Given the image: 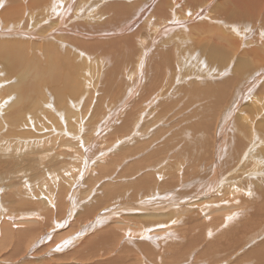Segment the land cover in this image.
Wrapping results in <instances>:
<instances>
[{
    "label": "rangeland",
    "instance_id": "1",
    "mask_svg": "<svg viewBox=\"0 0 264 264\" xmlns=\"http://www.w3.org/2000/svg\"><path fill=\"white\" fill-rule=\"evenodd\" d=\"M29 1L31 0H18L15 2L10 1L8 4H6L5 2L0 6V30H6V29L10 30L9 32L6 33L3 32L4 34L0 36V38L2 37L0 41L1 40L13 41L12 37H10L9 35L10 33H15L13 28L15 30L24 29L26 37L21 38L20 42L25 41L28 44H30L31 42L37 43V44L33 43L34 46L31 43L28 48L25 47L27 51L26 50L23 51V53L28 55L29 58L27 68L32 70L30 68L34 60V58H32L33 54L30 52L32 46L34 47L33 53L36 50L38 51L39 61L43 62L45 59L48 62L45 69L40 72L38 77L31 80V86L34 89H31L29 79L26 80L21 85L17 86L18 90L21 88V90L26 95L30 97H36L37 105L39 107L34 109L36 110L40 109V112H42L40 113L39 110L36 111L32 109L33 111H31L30 113L35 117V120H33L28 115L29 110L27 108L26 112L24 113L23 119H21V123L22 122L23 123L20 126L19 132L7 127V122L4 116L5 112H7L9 107L8 102L14 101L15 97H13L14 95L13 94L11 95V93L7 94L6 91H1L3 87H5V85L9 86L10 84H14L16 78L18 77L17 75L11 76V74L8 73L7 68L3 66L2 63L0 62V87H2L3 85V87L0 88V95L2 96L0 100L6 101L7 96L9 95L11 98L9 101L7 100L8 102L6 101L2 105V107L0 106L1 107L0 129H3L0 130V142H1L0 143V261L1 262L4 261L5 263L7 262L13 263V264H19V263L62 264V262L63 263L67 262L68 264H70V261L76 260V257L79 256L81 250V252L83 251L85 255H87V258L84 260L87 263L89 261L90 263L88 264H93L95 260H99L101 262V261H105L107 258L112 259L113 257L116 256H119L122 259V261L124 260L123 262L125 264H129L132 261L133 264H135L136 262L137 264H216V263L217 264H260L259 262L264 264V258H263L264 255L261 258L258 255V260L260 261H257V259H255L257 256L254 257L250 256L251 251L258 250V248H262L264 250V210L260 211L259 213L256 212L257 214L254 215L255 209L257 207L256 204L258 203L262 205L264 204V191L262 189L264 187L263 184L264 160L261 161V166H262L261 169L256 168L255 169L256 172L253 168L255 164H257L255 163L256 161L255 162L249 161L250 165L248 166L249 163L243 160L246 157L245 156L243 158L244 154H247L251 149L254 148L256 149V146L261 145V149L259 150L260 152L264 147V140H263L264 132L263 131L260 132L257 127L256 129H254V127L256 126L255 125L256 122H264V110H263L264 94H262L261 97L259 98L261 101L260 104L263 106V108L257 114L253 115L255 113V110H252V108H250V106H248V103L245 101V103H247L245 104V107L243 108H241V106L238 107L240 111L239 113H237L238 109L237 110L235 109L236 111L235 112L233 108L232 112L235 114L232 113L229 121L226 122L229 128H227L226 134L224 135V141L228 140L227 136L230 135L231 132L230 130L232 125L234 126V123H236L235 125L237 126L238 125L237 122L241 120L240 118H242L240 116H243L244 113L247 117L254 119L253 121L255 122L253 126V130L251 131L252 132L251 135L253 134L252 136L247 134L248 131L244 127L237 126V127H242L244 129V132L245 130L247 131L245 132L246 135L244 134V136L246 137L244 141L246 142L245 145L242 147V151L244 153L243 155H241V159L239 158L240 160L239 159L236 160L233 165H231L232 164L231 162L229 166H224L226 164H222V158H220L219 156L220 149L222 146L220 147V149H217L218 145L216 148L213 146L216 145L215 141L216 140L218 141L217 132L219 131L218 130L219 127L221 126L223 128L224 125H226L225 122L223 124L222 119L224 118L226 111L227 113H229L228 109L231 107V103L228 100H225L223 104L217 105V103L215 102V98L213 96H208V98L202 102H195L193 105L191 106L189 105V107L186 108L187 110L184 109L180 110L181 106L183 107L182 102L185 103V100L184 99L180 100L179 96L181 95V97L183 98V95L187 94L186 92L187 91L189 92V90H191L192 83L195 85L196 83L201 84V86L203 85V87H205L207 84L208 86H215V84L216 86H218L217 82L218 83L221 82L220 78L223 81L225 80L224 82L228 81L227 77L224 78L225 75L222 74L221 76L220 74L222 72L221 70L224 69V67L226 68L228 67L230 68V70L234 68V65H232L231 67L230 64L224 65L223 67H218L219 70L216 69V67H214L216 71L214 73L211 72L210 75L208 74L209 76H211L212 79L208 78V76L205 75L207 71L202 73L201 72L195 73L197 76H195L194 73L190 74L191 70L198 63L199 64L204 63L203 59L206 60L207 56L206 53L203 52V56H201L200 57L201 59L197 62V60L193 58V55L190 54L191 49L189 48L188 50V47L194 44L198 39L203 41L204 44H207L206 42H204V41H208V39H206L209 34L207 32L208 30L207 28L208 27L213 28L214 26L219 29V21H220L217 20V17L213 18L214 13L211 11L209 12V14H205L204 17H201L202 19L200 18L202 21H200L199 18L197 19V17L195 18V16L196 15L198 16L200 13H202L201 11L202 7H205L206 9L208 8L211 9L217 3L222 1L214 0L211 3L210 2L202 3L198 6V8L185 12L184 19L190 22H187L188 25L187 27H184L185 29L181 28L182 30L184 29L183 34L187 39L184 42H180L182 40L181 38L182 30H180L178 27L173 28L170 32H167L165 34H160V33L165 26L169 25L170 21L176 18L177 16L176 9L177 7H179L180 3H184L187 0H168V5L164 8V14L160 10H154L155 7H159L160 2L162 0H151L149 2V6H151L150 7L151 9L149 11L152 12L146 11L145 15L141 19L142 23L140 22L135 23L136 17L138 16L139 13H141L139 11L135 12L136 5L137 4L140 5L141 3L146 2L148 0H70L71 2H66V4L68 5L70 3L71 8L68 9L66 7L64 9V12L67 11L66 12L67 14L65 13L64 17H62L63 15L60 16V12L57 13L56 16L54 14H51L46 10L44 4L32 5L29 3ZM56 1L64 3L66 0H64V2L61 0H56ZM17 2L21 4L20 8L10 14H6L5 16L7 17L4 16L2 21L1 10L3 9V7L7 5V7L15 9ZM220 5L221 7L217 11L218 13L220 12L222 13V10L225 9L226 7L227 9H229L228 6H230L229 3L226 4L225 2L223 3V5L225 6H223L222 3H220L219 6ZM32 7H36L37 9L33 13L35 14L33 16L35 22L32 21L34 22V25L32 23L29 24L28 26L27 25L15 26V25H9L7 23L8 17L9 16L11 17L12 14H16L18 11L19 13L22 11V19L27 18L29 13L28 11ZM234 10H235L234 7H232L230 12L234 13ZM218 13L216 14L220 16ZM61 17L63 18V21ZM56 19L58 21H55ZM151 21L154 23L150 24ZM61 23L62 26L65 25L68 28L66 29L65 26L62 27ZM261 23L262 22L260 21V23H258L257 25L250 24V26L251 25L252 26L247 31L245 30L244 27H242L240 30L227 31L226 34L231 35L234 39H240L241 41L244 40L245 38L244 48H248L249 50L254 47V42H253L254 37L248 36V34L252 30L253 31L257 30L255 26H260ZM198 24L200 25L204 24L205 29L202 28L200 25L198 26ZM32 26H34V28ZM58 26H61V29H57V31H55V29ZM194 26L195 28H193ZM191 27L193 28V30H190L192 29ZM196 27L198 28L200 27L201 30H197ZM202 29L206 30L207 33L204 31L201 32ZM63 33H65V35ZM41 35H45V38H49V39L40 40L38 37ZM72 39H76V41L75 40L73 41ZM216 39H217V34L211 35V37L209 38V43H212ZM58 40H60L61 44H58ZM248 40L250 41L249 43H247V46H245L246 41ZM77 41L79 42V45L84 46V49H81V47L80 48L75 47V46H79ZM104 41H110V42L108 44L103 45L102 42ZM219 41L221 42V40ZM48 43L52 44L53 46L49 45ZM54 46H58L59 48L62 47V49H60L59 52L64 51L63 53H65V51L69 49L70 53L68 54V57L69 55H75V57L71 59L73 60L75 59L74 62L76 64L73 65L65 74L67 75L66 78L68 79L66 81V84L62 76L66 72L67 58L55 56L54 58L50 59V57L46 55V52H44L45 47H47V49H51V47L53 48ZM35 48L37 49L35 50ZM173 49L175 51H173ZM230 49L235 50V52L233 53V56L235 58H237L238 55L241 54L240 52H237V47L234 40H231L230 42ZM175 52L177 53L175 54ZM195 62H197L196 65H194ZM52 63H57L58 66L60 63L62 67L60 74L59 71L57 70L58 68L52 70V71H56L59 74L58 76L60 78L58 83L54 85L51 82H49V78H54L50 74L52 71L49 73L50 65ZM211 63H212L211 61L206 62L208 68L212 66ZM215 64L223 65L224 61L222 59H217ZM192 65L193 67L191 69ZM196 69L197 68H195V71ZM200 73L203 75H201ZM256 73L257 71H254L244 79L250 80L256 75ZM216 77L218 80L215 79ZM202 78L205 79L203 80ZM169 79H171L170 80L171 89L167 90V83ZM262 83H264V78L260 81L261 86ZM73 87L76 88L78 91L80 90L83 93L80 94V91L77 93L78 95L71 93L70 88ZM57 88L60 89L59 92L57 91ZM170 90L173 91L169 93ZM253 92L255 93V95L261 94V91H259V85L257 87V90L254 91L253 88L250 94L251 95L254 94ZM69 96L70 98L68 99ZM83 99L85 101H83ZM88 104H89V109H88ZM211 104L213 105L214 109L212 110L214 112L209 110L208 112H210V114L212 112V114L210 115L207 112V110ZM243 105L244 102L242 103V106ZM83 107H86L84 108L85 110H82ZM196 111L205 114L206 118L205 120L203 119V121L204 122L206 121L205 122L206 124L211 123L210 133H208V135L201 133L197 135V138L196 136L194 138H191V136H189L190 138L188 137L187 139H185V137L183 136L180 137L181 139L171 138L172 132H177L179 130H182L183 127L182 123L184 122H181V120L185 119L186 117H190L192 113ZM128 112H131V118L128 121H126L125 115ZM44 114H46L47 116ZM67 114L69 115V117H67ZM207 114L210 115L211 119L208 117ZM44 116L47 118L45 119ZM63 116L66 118L65 121L63 119L64 118ZM106 119H109L112 122L111 121L108 122V120ZM251 119L249 120V124ZM96 121H98L99 123H95ZM196 121L198 122L199 120L190 119L187 121L188 123L186 124H192L193 122V124H198L199 126L200 122L204 123L202 120H200L198 123H196ZM97 124L100 126H98ZM9 129L12 131H10ZM198 130H202V129L199 128ZM93 132L95 134H93ZM254 132L259 133L260 135L261 139L258 140V142H257V138L254 136ZM235 135L237 134H233L232 136ZM240 136L242 135H239L238 137ZM88 137L90 139H88ZM182 138L183 141L187 144V146L189 145L188 147L187 146L184 147V149L178 147V146L183 147L184 143L182 141ZM206 145L208 146V148ZM211 148H213V150ZM197 149L198 151H196ZM159 150H161V154L159 153ZM155 154L156 156L158 155L159 157L157 158ZM197 155L200 158H198ZM212 155L215 157H213ZM1 156L4 157L2 158ZM208 158L210 160L212 159V161H208ZM160 159L162 161H160ZM165 161H167V163ZM215 161L218 163L219 166L218 171L220 172V174L225 173V175H227L226 179L229 180L226 183H222L223 185L217 187L220 188L221 190L216 188V191L220 190L219 193H216L217 196L215 195L216 198L218 199L217 201L216 200L213 201L214 203H210L212 201H208L209 196L211 197L214 194L213 193L214 189L210 191V189L207 188L205 190V188L200 187V185L203 183L202 181H207V179L211 175L210 173H212L213 168L211 170H208V168H210V166L212 167ZM243 161L245 162V165ZM108 162L110 163L107 164ZM172 162L173 165H175L173 166L174 170L171 171L172 170L171 169L170 171L168 170L164 171L166 169L167 164ZM174 163H176L178 166ZM104 165L108 166L107 170H110V172L106 173L107 170L103 169ZM148 167L149 169H146ZM234 167L236 170L234 169ZM244 167H246L245 169L248 172L245 171ZM249 167L252 169H249ZM140 168L141 170H139ZM160 171H162L163 173ZM167 172H170V174L168 173V177H167ZM119 173H122L125 176L119 178L121 181L120 180L116 181L114 177H116L117 174ZM173 173L176 174L174 175ZM145 174H153L156 180L154 181V183L156 182L155 187L157 188L161 187L163 183L164 186L162 187H165L164 191H166L165 189L168 190L175 189V187L172 185L176 186L181 184L179 186V189L183 193L180 191L179 194L182 195L184 199H192L197 194L200 197L203 195L202 196L203 199L198 197L195 200L194 204L193 203L186 204L185 200L182 199L183 201L181 200L180 202H178L179 204L176 203L177 206L179 205L178 207H174V209H172L173 207L171 206L172 207L171 210H176L175 208H181V205L187 206L184 208L191 210V215L190 212L184 214L183 216H178V214H173V218H172L173 222L170 225L158 226V230L159 229L161 230L154 231V233L155 232L163 233L164 232L163 228L169 226H172L173 230H176L177 228L179 232L178 233L179 237L177 236L178 238H176L177 241H174V243H171L170 241H166V242L162 241L161 244L159 245L157 243L160 241V238L154 239V241L156 242H151V240H153L151 238V240L149 239L148 242V240H146L147 238H141L136 235L134 236L135 238L133 237V235H131V237H128L130 236L129 233L127 234L123 233V231L120 228L118 230L116 227L114 234L112 232V228L109 226L111 225L121 226V223L120 224L115 222L113 223V220H111L109 223L105 222L108 224L101 226V228H94L90 230L91 233L89 235L91 236L93 235L92 237L90 236L91 239L90 237H88L89 235L88 236L85 235L88 238L86 239V241H84V243H86L87 240L90 239L89 248L86 247L85 244L81 243L83 242V240H85L84 239L85 237H83L82 239L79 240L80 243L78 241L76 244L72 245L71 247L63 249L62 247L63 243H65L70 238H73L75 234L78 233V231H83L84 226L90 220H96L100 218L99 214L104 209L113 206V203L108 200L109 198L106 200L105 196L103 195V193L105 192L106 194V191H109V189L116 190L119 187H122L124 185L123 183H128L127 194H126L127 190L125 191V189L120 188V190H123L124 192L123 194L126 199L124 198L123 201H118V202L116 201V203L126 204V202H131V203L141 204L140 202H138V196H139V200L142 197H144L143 191L144 192L146 191L144 190L146 186L141 185L139 183L137 185H133L135 183L134 182L135 179L133 178H136L137 179L136 181H138L142 177V175ZM169 175H171V177ZM253 175L255 176V178ZM183 176L187 177V179L182 178ZM221 176L220 175L218 176V179L220 178L219 181L222 180ZM239 177L241 178L239 179ZM184 179L188 182V184L190 183V185H188ZM237 179L238 181H240L238 184L236 181ZM251 180H254V182ZM234 182H236V184ZM118 183L123 185L118 186ZM165 183H167L166 186ZM242 183H244L245 186ZM106 184H109V186L112 187V189L110 187L109 189L105 188ZM197 184L198 187H196ZM240 184L243 185L242 189L244 190L242 189L240 190L241 191L240 195L242 196L240 195L239 196L244 197L243 199L247 200L248 202H251L253 199H256L255 201L256 204L253 203L252 205H250L251 203H249L248 207L251 206L253 209H251V207H249V209H246L247 207L243 208L246 209L245 211L247 213L244 212L245 215L242 213L243 217H240L239 215L240 219L241 218L242 219L241 220L237 219L236 220L237 222H235L237 224L235 225L231 224L232 226H228L226 229H224L225 227L219 228L218 226L222 224V221L224 220L223 218H226L225 216H228L226 212L235 213L236 212L235 210L239 211V209L241 208L240 207L238 209L232 210L231 208H236V206L230 204L229 206L227 205L228 211L225 212L226 203L222 204L220 202L223 201V197H224V194L222 193L224 192L231 195L232 194L231 192L235 191V188H238L236 187V185H240ZM248 184L250 187L248 186ZM183 186L185 188H183ZM247 186L248 188L251 189H248ZM253 186L256 192L253 190L252 188ZM65 188L67 194L69 193L67 195L68 202L64 203L65 205L66 204L68 205V211L64 213L63 210L61 209L63 214L61 213L60 215L57 210L56 202L58 203L59 201L61 202V199L64 196L63 189L65 190ZM193 188L196 189L193 190ZM188 189L189 190L191 189V191L189 192ZM120 190L119 192H121ZM186 190L188 191L187 192L188 194L185 192ZM197 190H199V192ZM59 191L62 192V194H60ZM73 191L75 193L73 194V198L71 199L69 198V196ZM85 191L87 194L85 193ZM201 192L202 195L199 194ZM243 192L246 193L244 194ZM208 193L211 194L213 193V194L211 195ZM257 193H260L259 196H257L258 195ZM116 194L119 193L117 192ZM204 194L206 195V197H204ZM247 194L248 197L246 196ZM131 196H134V198H131ZM164 197L148 203H142L144 205L149 203L159 204L160 205L159 208H156L155 210L146 209L142 211H135L134 213H129L126 216L130 215L129 216L131 217L130 219H133L136 216H149V214H151V216H158L159 214H172L173 211H169L170 209H168L169 207L166 206ZM174 198H176V196ZM258 198H260L261 200L259 199L260 201H258ZM72 200L73 201L75 200L74 201L75 205H77V203L80 205V206L77 205L79 209L85 208L86 206L91 208V206L93 205V209L92 208L91 209L94 215L86 216L87 211H85V209H82L78 213L76 212V214H74L73 217H71L69 221L66 222L67 221L66 218L68 219V212L72 205ZM204 200L206 203L204 202ZM13 201H15L16 204H14ZM24 201H29L31 202V204L28 205L27 207L25 206L17 207L19 203ZM10 203H12V205ZM187 203H189V201ZM37 204L40 205L41 207L46 206L48 208L47 209L45 207L47 211L46 214L43 215L44 218H42L43 212L42 213L40 212L41 215L36 214V216L34 215L29 216V218H33L31 219L32 221L31 220L20 221L22 220L23 216L20 215L19 211L25 210L26 208L30 209L31 207H35ZM209 204L213 206L212 207L210 205L212 210L213 209L220 210L219 212L221 214L217 211V215H216V217L217 216L220 217L221 219L220 222L217 223L218 220H214L216 219L213 218L215 214L212 210L210 211L208 209L210 208ZM3 205H7V206L3 207ZM253 205H255V207H253ZM16 209H19L18 212L11 211V210L17 211ZM206 209H208V211ZM34 210L36 209L34 208ZM42 210L45 209L43 208ZM32 211L33 210L31 209V212ZM39 211H41V209H39ZM222 212L225 213L223 214ZM222 214H223V218H221ZM122 216H125V214H123ZM210 216L212 217L211 219ZM186 217H188V219H186L187 222H184V220L181 221V219H185ZM191 217H194V219ZM190 218L192 219L193 222H196L195 223L196 231H199V227L202 221L205 223L208 222V224H212V229H209L211 230L212 234L208 235L207 232L202 233L200 236L201 243L195 246L191 245L190 243L189 248L192 247L191 248L192 250H189L187 248L186 250L185 247L188 246L187 244L189 243L187 242L188 237L186 239H184V237L189 236L188 228L193 225V222L190 223L191 222L189 220ZM176 219H179L178 220L179 222ZM161 220H165V218H162ZM57 221H59L58 224ZM126 221L123 224V226L128 225L130 229L138 230L139 228L142 227L141 225L140 226L134 225V221L131 224ZM5 222L8 224L10 228L6 230V234L3 232L2 229L3 224ZM151 222H155V221H151ZM238 222H240L242 226H240L239 225L240 223L238 224ZM99 223H104V222L100 221ZM20 224H23L24 227H20ZM243 224L244 225L246 224L245 226L247 227H249V225L251 224H253V226H255L256 224L258 227L257 226L252 227L253 229L251 228L250 230L249 228L245 227ZM31 225L36 227L34 228L35 232L34 229L32 228V232L30 231L28 233L31 235L22 236V234L25 233L26 230L28 229L27 227L28 226L30 227ZM54 225L56 226V228H58L59 226L60 228L55 230L56 228ZM236 225L239 228H237ZM107 226L109 227L108 230H106ZM234 227L236 228V230L239 229L235 233L237 236H234L235 235L234 232L236 231L234 229L235 231L233 232L232 228ZM152 228L157 229L156 227H152ZM228 228L231 229V231ZM186 229H187V233H184ZM221 231L224 233H222ZM242 231H244L243 232L244 234L241 233ZM101 232H103V234ZM238 232L240 233V235L237 234ZM227 233L231 236H234L233 240L235 241V243L229 241L232 239V237L227 235ZM2 234H5V238H3ZM219 234L220 236L222 235L221 238L226 241H222V239L218 236ZM223 234H226L227 238L229 237L231 239L228 238L229 240H227L226 238H224ZM41 235H43V237H40ZM206 235H208L207 238ZM94 236H98L100 238L101 242L99 244L93 241ZM202 236L205 237L204 239L206 241L202 239L203 238ZM19 237H23L26 239L17 242L19 241ZM137 237L138 239L140 238L144 240L142 241V243H144L143 245L142 243L140 244L138 242L139 240L137 239ZM180 237H183V239L181 240ZM210 238L211 241L217 243L218 246L219 243L223 244L225 242L224 245H226L227 247L226 243L230 242L232 246L234 245L233 248L235 249L231 248L232 247L231 246L228 247L227 250H225L226 248L223 247L221 244V246L225 251H223V249L218 248V246L215 247V249L217 250H214V247L213 248L209 247L210 246L209 244H212ZM214 238H216L219 241V243ZM238 238L243 241H240ZM133 239H135L136 241ZM179 239L180 241L178 242ZM184 240L186 243L184 242ZM18 244L19 247L17 251L12 252ZM138 244L141 247V249L138 248ZM149 244H154L153 246H155L154 247L155 249L153 248L151 252L147 253V251H145L144 247L142 248V246L149 247ZM236 245H238V247H236ZM60 247H62V249ZM135 247L138 249H136ZM195 247L197 249H195L193 254L191 252ZM210 249H212V251L214 252L213 253L214 255L213 254L212 255L216 258L210 256V253H212L209 252L211 251ZM75 250L78 251L79 253L76 252ZM143 250L145 253H143ZM203 251H205L206 254ZM11 252L13 253L12 254L13 256L10 255ZM173 252H176V256L174 255L172 257ZM238 255L241 258L243 257V259H240ZM12 257L15 259H12ZM184 257L187 260L183 259ZM211 257L213 258V260L210 259ZM180 259L181 262L179 261ZM82 262L83 260L81 262L79 260V262L76 264L85 263Z\"/></svg>",
    "mask_w": 264,
    "mask_h": 264
},
{
    "label": "bare ground",
    "instance_id": "2",
    "mask_svg": "<svg viewBox=\"0 0 264 264\" xmlns=\"http://www.w3.org/2000/svg\"><path fill=\"white\" fill-rule=\"evenodd\" d=\"M10 1H12V2H15V1H18V0H0V6L2 5V4H4L5 2H6V4H8ZM61 1H63L64 2V0H61ZM151 0H148V1H146V2H143V3H141L140 5L139 4H137L136 5V10H135V12L136 11H139V12H141V13H139L138 14V16L136 17V20H135V23L136 22H140V23H142V21H141V19H142V17L145 15V13H146V11L147 12H152V11H149L151 8V6H149V2H150ZM212 1H214V0H187L186 2H184V3H180V5H179V7H177V9H176V14H177V16H176V18L174 19V20H172V21H170V23H169V25H167V26H165L164 27V29L161 31V33L160 34H165V33H167V32H170L173 28H175V27H178L180 30H182L181 28H184V27H187V25H188V23L187 22H190V21H186L185 19H184V16H185V12H187V11H191V10H193V9H195V8H198V6L200 5V4H202V3H206V2H212ZM222 2H219V3H217L213 8H208V9H206L205 7H202L201 8V11H202V13H200L198 16L196 15L195 16V18L197 17V19L199 18H201V17H204V15L205 14H209V12L211 11V12H213L214 14H213V18H216L217 17V20H220L219 21V29L218 28H216V27H214L213 26V28H211V27H208L207 29V32L209 33L208 34V36H207V38L206 39H208V41H204V42H206L207 44H204L203 43V41H201L200 39H198L194 44H192V45H190L189 47H188V50H189V48L191 49V51H190V54H192L193 55V58L194 59H196L197 60V62L201 59L200 57L201 56H203V52H205L206 53V56H207V58H206V60H204L203 59V62L204 63H202V64H197V62H195V64L194 65H196L193 69H192V67H193V65L191 66V72H190V74H192V73H198V72H205V71H207V73H205V75H207L208 76V78H211V76H209L210 75V73L211 72H215L216 71V69H218V67H223L224 65H227V64H230L231 65V67H232V65H234V68L232 69V70H230V68H226V67H224V69H222L221 71V76H222V74L223 75H225L224 76V78L225 77H227L226 79L228 80H226L227 82H224L221 78H220V80H221V82H217V85L218 86H216V84H215V86H208V84L205 86V87H203V85L201 86V84H198V83H196V85L195 84H193L192 83V88H191V90H189V92L187 91L186 93L187 94H185V95H183V98L181 97V95L179 96V99L180 100H182V99H184L185 100V103H183L182 102V104H183V107L181 106V109L180 110H182V109H184V110H187L186 108H188L189 107V105L191 106V105H193L195 102H202V101H204L205 99H207L208 98V96H213L214 98H215V102L217 103V105H219V104H223L224 102H225V100H228L230 103H231V107L228 109V112L229 113H227V111H226V113H225V115H224V118L222 119V122H223V124H224V122L226 123V122H228L229 121V119H230V117H231V114L233 113L232 111H233V108H234V111H235V109L237 110L238 109V112L237 113H239L240 111H239V108L238 107H240L241 106V108H243V107H245V104H247L248 103V106H250V108H252V110H255V113L253 114V115H255V114H257L259 111H261L262 110V108H263V106L260 104V97H261V95L262 94H264V83H262V86H261V84H260V81L264 78V0H221ZM66 2H71L70 0H66L64 3H61V2H57L56 0H31V1H29V3L30 4H32V5H40V4H44L45 5V8H46V10L48 11V12H50L51 14H54L55 16L57 15V13H59L60 12V16L61 15H63L62 17H64V15H65V13L67 12H64V9L67 7L68 9L69 8H71V4L69 3L68 5L66 4ZM226 3V4H230V6H228L229 7V9H227V7L225 8V9H223L222 10V13L220 14V13H218L217 11L220 9V7H221V5L219 6V4L220 3H222V5H223V3ZM179 4V3H178ZM168 5V0H162L161 2H160V5H159V7H155L154 8V10H160L163 14H164V8L166 7ZM20 6H21V4L19 3V2H17V5L15 6V9H12V8H10V7H7V5H5L4 7H3V9L1 10V17H2V21H3V18H4V16L6 15V14H10V13H12V12H14V11H16V10H18L19 8H20ZM223 6H225V5H223ZM230 7H231V9H232V7H234V13H231L230 12ZM146 8H148V9H146ZM68 9H66V10H68ZM144 9H146V10H144ZM37 9H36V7H32V8H30L29 9V13H28V16H27V18H24V19H22V11L19 13V11L16 13V14H12V16L10 17H8V20H7V23L9 24V25H15V26H19V25H23V26H25V25H29V24H32L33 23V25H34V22H35V19H33V16L35 15V14H33L35 11H36ZM153 10V11H154ZM63 12V13H62ZM216 13H218L220 16H218ZM67 14V13H66ZM221 15H222V17H221ZM59 16V15H58ZM5 17H7V16H5ZM61 17V19H62V21H63V18ZM66 17V16H65ZM67 18V17H66ZM202 19V18H201ZM200 19V21H202ZM96 20V19H95ZM32 21H34V22H32ZM55 21H58L57 19L55 20ZM64 21H65V19H64ZM250 21H251V23H250ZM260 21L262 22L261 23V25L260 26H255L256 28H257V30H252L249 34H248V36H253L254 38H253V42H254V47L253 48H251V49H249L248 50V48H244V40H245V38H244V40H240V39H234L231 35H227L226 33H227V31H232V30H240L242 27H244L245 28V30L247 31L251 26H250V24H254V25H257L258 23H260ZM139 23V24H140ZM154 22H150V24H153ZM192 23V22H191ZM96 24V23H95ZM141 25V24H140ZM200 24H198V26H199ZM254 25H253V28H254ZM53 26H55V25H53ZM61 26H62V23H61ZM61 26H58L56 29H55V31H57V29H61ZM63 26H65V25H63ZM62 26V27H63ZM202 28H204L205 26H204V24H201L200 25ZM33 28H34V26H32ZM50 27V26H49ZM207 27V26H206ZM51 28V27H50ZM65 28L67 29L68 27H66L65 26ZM192 28V27H191ZM193 28H195V26L193 27ZM193 28L192 29H190V30H193ZM197 28V30H201V28L199 27H196ZM65 29V30H66ZM74 29V28H73ZM185 29V28H184ZM183 29V30H184ZM205 29V28H204ZM13 30L15 31V33H10L9 35H10V37H12V39H13V41H0V62L2 63V65L3 66H5L6 68H7V70H8V73L9 74H11V76H13V75H17V77L18 78H16V81L14 82V84H10L9 86H6L5 85V87H3V85H2V87H3V89L1 90V91H6L7 92V94H9V93H11V95L13 94L14 96L13 97H15V100L14 101H12V102H10L9 100L11 99L10 98V95L9 96H7V99H6V101L8 102V110H7V112H5V114H4V116H5V119H6V122H7V127L8 128H11L12 130H15V131H20L19 129H20V126L22 125V123H21V119H23V117H24V113L26 112V110H27V108H28V110H29V116H30V118L31 119H33V120H35V117L30 113L31 111H33L32 109H34V108H37V107H39L38 105H37V101H36V97H30V96H28V95H26L22 90H21V88L18 90V88H17V86H19V85H21L22 83H24L26 80H30V87H31V89H34L32 86H31V80L32 79H34V78H37L38 77V75L40 74V72L41 71H43L44 69H45V67H46V65H47V60H45L44 59V61L43 62H40L39 61V56H38V51L36 50L37 48H35V52L33 53V49H34V45H33V43H36V42H31L32 43V48H31V53L33 54L32 55V58H34V60H33V62H32V65L30 66V68L33 70H30V69H28L27 67H28V62H29V58H28V55H26V54H24L23 53V51L24 50H26L25 49V47L26 48H28L29 47V45L31 44H28V43H26L25 41H23V42H20V39L21 38H25L26 37V35H25V31H24V29H18V30H15L14 28H13ZM63 30V29H62ZM69 30V29H68ZM71 30V29H70ZM181 31V33H182V40L180 41V42H184V41H186L187 39H186V37L184 36V34H183V32L184 31ZM196 30V29H195ZM10 30L9 29H6V30H0V36H2L4 33L3 32H9ZM67 31V30H66ZM206 32V30H203L202 29V31L201 32ZM62 32V31H61ZM68 32V31H67ZM198 32V31H197ZM206 32V33H207ZM254 33V34H253ZM64 35H65V33H63ZM213 34H217V39L215 40V41H213L212 43H209V38L211 37V35H213ZM14 35V36H13ZM78 35V34H77ZM82 35V34H81ZM181 35V34H180ZM71 37V36H70ZM76 37V36H75ZM2 38V37H1ZM0 38V39H1ZM40 40H46V39H49V38H45V35H41V36H39L38 37ZM37 38V39H38ZM72 38V37H71ZM201 38V37H200ZM204 38V37H203ZM53 39V38H52ZM179 39H180V36H179ZM202 39V38H201ZM234 40V42L236 43V47H237V52H240L241 54H239L238 55V57L237 58H235L234 56H233V53L235 52V50L234 49H230V42H231V40ZM73 41L75 40L76 41V39H72ZM205 40V39H204ZM219 40H221V42L219 41ZM249 41L250 40H248V41H246V45L245 46H247V43H249ZM110 41H104V42H102V44L104 45V44H108ZM76 43V42H75ZM77 43H78V45H79V42L77 41ZM76 43V44H77ZM90 43V42H89ZM101 43V42H100ZM37 44V43H36ZM49 45H52V44H50V43H48ZM58 44H61V42H60V40H58ZM260 44V45H259ZM38 46H39V44H38ZM53 46V45H52ZM179 46V45H178ZM177 46V47H178ZM68 47V46H67ZM66 47V48H67ZM75 47H77V48H80L81 47V49H84V46L83 45H79V46H75ZM96 47V46H95ZM174 48H176V47H174ZM181 48H182V46H181ZM60 49H62V47H58V46H54L53 48L51 47V49H47V47H45L44 48V52H46V55H48L49 57H50V59H52V58H54L55 56H58V57H62V58H67V65H66V72L63 74V76H62V78H63V80H64V82H65V84H66V81L68 80L67 78H66V76L67 75H65L66 73H67V71L73 66V65H75L76 63L74 62V60L73 59H71V58H74L75 57V55H69V57H68V54L70 53V51H69V49H65L66 51H65V53H63L62 51L61 52H59L60 51ZM27 51V50H26ZM173 51H175L174 49H173ZM181 51V50H180ZM163 52V51H162ZM164 53V52H163ZM177 52H175V54H176ZM160 54V53H159ZM163 55H165V54H163ZM167 55V54H166ZM160 57V56H159ZM163 57V56H162ZM165 58V57H164ZM167 58V57H166ZM159 59V58H158ZM157 59V60H158ZM162 59V58H161ZM209 59V60H208ZM217 59H222L223 61H224V64L223 65H218V64H215L216 63V60ZM169 60V59H168ZM160 61V60H159ZM182 61V60H181ZM185 61V60H184ZM209 62V61H211L212 63V66L210 67V68H208L207 67V65H206V62ZM158 62V61H157ZM161 62V61H160ZM159 63V62H158ZM166 63V62H165ZM162 65V64H161ZM181 65H183V64H181ZM164 66H165V64H164ZM214 67H216V69H214ZM25 68V69H24ZM55 68H58L57 70L59 71V74H60V72H61V64L59 63V66L57 65V63H52L51 65H50V69H49V73L54 69L55 70ZM154 68V67H153ZM195 68H197L196 69V71H195ZM205 68V69H204ZM207 69V70H206ZM77 70H78V67H77ZM77 70H76V72H77ZM172 70V69H171ZM174 70V69H173ZM188 70V69H187ZM219 70V69H218ZM230 70V71H229ZM71 71V70H70ZM155 71V70H154ZM186 71V70H185ZM254 71H257V73H256V75L252 78V79H250V80H247V79H244V78H246L250 73H252V72H254ZM178 73H179V71H178ZM177 73V74H178ZM200 73V74H201ZM225 73V74H224ZM51 76H53L54 78H49V82H51L53 85L54 84H56V83H58V81H59V74L56 72V71H52L51 73ZM152 74H154V73H152ZM189 74V73H188ZM209 74V75H208ZM157 75V74H156ZM155 75V76H156ZM184 75V74H183ZM187 75V74H186ZM201 75H203V74H201ZM205 75H204V77H205ZM69 76V75H68ZM74 76V75H73ZM195 76H197L196 74H195ZM206 76V77H207ZM220 76V75H219ZM185 77V76H184ZM192 77H194V76H192ZM202 77V76H201ZM70 78V77H69ZM179 78V77H178ZM219 78V77H218ZM223 78V77H222ZM203 80L205 79V78H202ZM212 79V78H211ZM214 79V78H213ZM216 80H218L217 79V77L215 78ZM75 80V79H74ZM170 80L171 79H169V81H168V83H167V90H169V89H171V86H170ZM219 80V81H220ZM213 81V80H212ZM212 81H211V83H212ZM8 82V81H7ZM71 82H72V80H71ZM214 82V81H213ZM210 83V84H211ZM76 84H78V83H76ZM258 85H259V91H261V94H259V95H255V93L254 94H250L251 92H252V90H253V88H254V91L255 90H257V87H258ZM78 86V85H77ZM2 87H0V88H2ZM71 87V86H70ZM175 88V87H174ZM173 88V89H174ZM59 88H57V91L59 92ZM80 91V90H79ZM76 88H70V92L71 93H74V94H77L78 92H79ZM173 90H170L169 91V93H171ZM81 93H83V92H81L80 91V94ZM1 94H2V92H1ZM5 95H6V93H5ZM78 95V94H77ZM83 95V94H82ZM60 96H61V94H60ZM0 98H2V96L0 95ZM70 98V96L68 97V99ZM72 98V97H71ZM82 98H84V97H82ZM263 98H264V96H263ZM175 99V98H174ZM178 99V100H179ZM73 100V99H72ZM6 101H2V100H0V106L2 107V105L6 102ZM83 101H85L84 99H83ZM82 101V102H83ZM173 101H175V100H173ZM245 101L247 102V103H245ZM72 102V101H71ZM244 102V105L242 106V103ZM77 103V102H76ZM180 103V102H179ZM78 104V103H77ZM79 105V104H78ZM167 105H169V104H167ZM84 106V105H83ZM86 106V105H85ZM166 106V105H165ZM164 106V107H165ZM0 107V108H1ZM84 108H86V107H83L82 108V110H85ZM240 108V109H241ZM88 109H89V104H88ZM212 109H214L213 108V105L211 104L209 107H208V110H207V112L209 111V110H211V111H213ZM247 109V108H246ZM1 110V109H0ZM2 110H4V109H2ZM34 110H36V109H34ZM39 110V112H40V109H38ZM38 110H36V111H38ZM42 110V109H41ZM264 110V109H263ZM35 112V111H34ZM38 112V113H39ZM62 112V111H61ZM214 112V111H213ZM236 112V111H235ZM40 113H42V112H40ZM85 113V112H84ZM209 114H210V112H208ZM35 114V113H34ZM36 114H37V112H36ZM35 114V115H36ZM211 114H212V112H211ZM210 114V115H211ZM214 114V113H213ZM233 114H235V113H233ZM242 114V113H241ZM42 115V114H41ZM44 115H46V114H44ZM62 115V114H61ZM64 115V114H63ZM133 115H134V113H133ZM132 115V116H133ZM173 115V114H172ZM208 115V114H207ZM210 115H208V117L210 118ZM237 115V114H236ZM244 115H245V113H244ZM240 116V117H242V118H240L239 116V118L241 119V120H239L237 123H238V125L237 126H242V127H244L247 131H248V135H251V131L253 130V126H254V119H251V118H249V117H247L246 115L245 116ZM47 116V115H46ZM214 116V115H213ZM212 116V117H213ZM45 117V116H44ZM64 117V116H63ZM67 117H69V115L67 114ZM47 117H45V119H46ZM125 118H126V121H128L130 118H131V112H128L126 115H125ZM205 114H202V113H200V112H198V111H196V112H193L192 113V115L190 116V117H186L185 119H183V120H181V122H184V123H182L183 124V127H182V130H179V131H177V132H172L171 133V138H179V139H181L180 137L181 136H183V137H185V139H187L189 136H191V138H194L195 136H196V138H197V135H199V134H201V133H204V134H207L208 135V133H210V130H211V126H210V124L211 123H209V124H206L204 121H203V119L205 120ZM258 118V117H257ZM44 119V118H43ZM64 119V121L66 120V118L64 117L63 118ZM192 120V119H196V120H202L204 123H202V122H200V125L198 126V124H193V122H192V124H186V123H188L187 121L188 120ZM208 119V118H207ZM211 119V118H210ZM251 119V121H250V124H249V120ZM32 120V121H33ZM106 120H108V122H110L111 120H109V119H106ZM234 120V119H233ZM99 121V120H98ZM98 121H96L95 123H99ZM172 121V120H171ZM198 121V122H199ZM232 121V120H231ZM256 121H257V119H256ZM106 122V121H105ZM112 122V121H111ZM197 121H196V123H198ZM69 124V123H68ZM101 124V123H100ZM222 124V125H223ZM229 124V123H228ZM231 124H233V123H231ZM236 123H234V126L232 125V127H231V125H230V127H231V132H230V135L229 136H227L228 137V140L227 141H224V135L226 134V130H227V128H229L228 127V125H227V123H226V125H224V127L222 128L221 126L219 127V131L217 132V137H218V141L216 140L215 142H216V145L215 146H213V147H217V145H218V148L217 149H220V147H221V149H220V153H219V156H220V158H222V164H226V165H224V166H229L230 165V163L232 162V164L231 165H233L234 164V162L236 161V160H238L239 158L241 159V155H243V151H242V147L245 145V142L246 141H244V139L246 138L245 136H244V134H245V132H247L246 130H245V132H244V129L242 128V127H237L236 125H235ZM264 122H256V126L254 127V129H256V127L258 128V130L260 131V132H264ZM70 125H71V123H70ZM98 125V124H97ZM0 126H1V123H0ZM98 126H100V125H98ZM97 126V127H98ZM198 126V127H197ZM6 127V128H7ZM96 127V128H97ZM99 128V127H98ZM199 128H201L202 130H198ZM100 129V128H99ZM0 130H3V129H0ZM10 130V129H9ZM12 130H10V131H12ZM102 130V129H101ZM164 130V129H163ZM178 130V129H177ZM14 131V132H15ZM166 131V130H165ZM2 132V131H1ZM6 132V131H5ZM4 132V133H5ZM167 132V131H166ZM229 132V131H228ZM7 133V132H6ZM13 133V132H12ZM98 133V132H97ZM241 133V134H240ZM3 134V133H2ZM19 134V133H18ZM93 134H95L94 132H93ZM233 134H237V135H235V136H232ZM6 135V134H5ZM8 135V134H7ZM157 135H159V134H157ZM239 135H242V136H240V137H238ZM246 135V134H245ZM253 135V134H252ZM251 135V136H252ZM2 136V135H1ZM4 136V135H3ZM169 136V135H168ZM167 136V137H168ZM254 136L257 138V142H258V140H260L261 138H260V135H259V133H256V132H254ZM262 136V135H261ZM8 137V136H7ZM6 137V138H7ZM164 137H166V136H164ZM226 137V136H225ZM248 137V136H247ZM169 138V137H168ZM190 138V137H189ZM236 138V139H235ZM88 139H90L89 137H88ZM253 139V138H252ZM264 140V139H263ZM14 141V140H13ZM182 141H183V138H182ZM181 141V142H182ZM249 141V140H248ZM6 142H7V140H6ZM12 142V141H11ZM198 142V141H197ZM196 142V143H197ZM250 142V141H249ZM252 142V141H251ZM1 143V142H0ZM183 143L185 144V146H184V144H183V147H181V146H178V147H180L181 149H184V147H186L187 146V144L183 141ZM189 144V143H188ZM29 145V144H28ZM151 145V144H150ZM211 145V144H210ZM250 145V144H249ZM14 146V145H13ZM189 146V145H188ZM187 146V147H188ZM207 146V145H206ZM206 146H205V148H206ZM248 146V145H247ZM30 147V146H29ZM177 147V148H178ZM210 147V146H209ZM27 148H28V146H27ZM207 148H208V146H207ZM244 148H246V147H244ZM212 150H213V148H211ZM261 149V145H259V146H256V149L254 148V149H251L247 154H244V156H243V160L244 161H247L248 163H249V161H252V162H255V163H257V164H255V166L253 167L254 168V170L256 169V168H260L261 169V161L262 160H264V147L262 148V150L259 152V150ZM187 150V149H186ZM210 150V149H209ZM245 150V149H244ZM196 151H198V149L196 150ZM247 151V150H246ZM23 152H24V149H23ZM157 152V151H156ZM162 152H163V150H162ZM211 152V151H210ZM132 153V152H131ZM155 153V152H154ZM159 153L161 154V150H159ZM205 153V152H204ZM122 154H124V153H122ZM158 154V153H157ZM213 154V153H212ZM133 155H135V154H133ZM207 155V154H206ZM217 155H218V153H217ZM217 155H216V157H217ZM250 155V156H249ZM155 156H156V154H155ZM191 156V155H190ZM211 156V155H210ZM213 156V155H212ZM249 156V157H248ZM2 157V156H1ZM4 157V156H3ZM2 157V158H3ZM128 157V156H127ZM132 157V156H131ZM157 158L159 157L158 155L156 156ZM197 157H198V155H197ZM213 157H215V156H213ZM55 158V157H54ZM171 158V157H170ZM198 158H200V157H198ZM205 158V157H204ZM207 158V157H206ZM129 159H130V157H129ZM147 159V158H146ZM154 159H156V158H154ZM180 159V158H179ZM215 159V158H214ZM239 159V160H240ZM3 160V159H2ZM17 161V160H16ZM121 161V160H120ZM160 161H162L161 159H160ZM159 161V162H160ZM172 161V160H171ZM179 161V160H178ZM177 161V162H178ZM205 161V160H204ZM208 161H212V159L210 160L209 158H208ZM243 161V163H244V165H245V162ZM147 162V161H146ZM158 162V161H157ZM166 163H167V161H165ZM110 162H108L107 164H109ZM149 163V162H148ZM162 163V162H161ZM197 163V162H196ZM202 163H203V161H202ZM228 163V164H227ZM238 163H239V161H238ZM242 163V164H243ZM120 164V163H119ZM118 164V165H119ZM151 164V163H150ZM149 164V165H150ZM174 164H176V163H174ZM247 164V163H246ZM253 164V163H252ZM160 165V164H159ZM177 165V164H176ZM243 165V166H244ZM250 165V163L248 164V166ZM258 165V166H257ZM105 166V167H104ZM103 166V169L104 170H107L108 169V166L107 165H104ZM173 166H175V165H173V162L172 163H168L167 164V166H166V169L164 170V171H166V170H168V171H170L171 169V171H173L174 169V167ZM178 166V165H177ZM188 166H190V165H188ZM209 166V165H208ZM237 166V165H236ZM247 166V165H246ZM162 167V166H161ZM192 167V166H191ZM190 167V168H191ZM198 167V166H197ZM202 167V166H201ZM218 163L215 161V163H214V165H212V167L210 166V168H208V170H211L212 168V173H210L211 175L209 176V178L207 179V181H202L203 183L200 185V187H202V188H205V190L207 189V188H209L210 189V191L211 190H213L214 189V191H213V195L211 194V193H208V194H211L212 196L210 197L209 196V200L208 201H212V202H210V203H214L213 201H217V199L218 198H216V193H219V191L221 190L220 188H217L218 186H220V185H223L222 183H226L229 179H226L227 178V175H225V173H222V174H220V172L218 171ZM151 168V167H150ZM189 168V167H188ZM227 168V167H226ZM246 167H244V169H245ZM120 169V168H119ZM131 169V168H130ZM146 169H149V167L148 168H146ZM193 169V168H192ZM234 169H235V167H234ZM249 169H252V168H250L249 167ZM123 170V169H122ZM129 170V169H128ZM139 170H141V168L139 169ZM138 170V171H139ZM143 170V169H142ZM154 170V169H153ZM152 170V171H153ZM160 170V169H159ZM158 170V171H159ZM189 170V169H188ZM194 170H195V168H194ZM207 170V171H208ZM222 170V169H221ZM236 170V169H235ZM49 171H50V169H49ZM175 171H176V169H175ZM243 171V170H242ZM242 171H240V172H242ZM245 171L246 172H248L246 169H245ZM253 171V170H252ZM108 172H110V170H107L106 171V173H108ZM128 172V171H127ZM156 172V171H155ZM160 172H162V171H160ZM159 172V173H160ZM188 172H190V171H188ZM194 172V171H193ZM235 172V171H234ZM237 172V171H236ZM254 172V171H253ZM255 172H256V170H255ZM53 173V172H52ZM57 173V172H56ZM87 173V172H86ZM158 173V172H157ZM163 173V172H162ZM165 173V172H164ZM168 173L170 174V172H167V177H168ZM238 173H239V171H238ZM138 174H141V173H138ZM142 174H143V172H142ZM174 174V173H173ZM172 174V175H173ZM176 174V173H175ZM174 174V175H175ZM188 174V173H187ZM194 174V173H193ZM196 174V173H195ZM228 174V173H227ZM252 174V173H251ZM255 174V173H254ZM83 175H85V174H83ZM134 175V174H133ZM183 175H184V173H183ZM201 175V174H200ZM221 176V178H222V180L221 181H219L220 180V178L218 179V176ZM259 175H260V173H259ZM58 176V175H57ZM82 176V175H81ZM124 177L125 175L124 174H122V173H119V174H117V176L116 177H114V179L116 180V181H119L120 179V177ZM137 176V175H136ZM157 176V175H156ZM170 177H171V175H169ZM187 176V175H186ZM191 176V175H190ZM189 176V177H190ZM212 176V177H211ZM254 176V175H253ZM258 176V175H257ZM53 177V176H52ZM133 177V176H132ZM161 177V176H160ZM175 177V176H174ZM196 177V176H195ZM200 177V176H199ZM237 177V176H236ZM250 177V176H249ZM82 178V177H81ZM139 178V177H138ZM176 178H177V175H176ZM182 178H186L187 179V177H182ZM194 178V177H193ZM205 178V177H204ZM230 178V177H229ZM235 178V177H234ZM241 177H239V179H240ZM253 178V177H252ZM254 178H255V176H254ZM261 178V177H260ZM263 178V177H262ZM133 179H135V183L133 184V185H137L138 183L139 184H141V185H144V186H146V188L144 189V190H146L145 192L143 191V190H141V191H143V193H144V197H142L140 200H139V196H138V202H140L141 204H136V203H131V202H126V204H124V203H116V201L118 202V201H123V199L125 198V196H124V192H123V190H120V188L121 189H125V191H126V194L128 193V189H127V187H128V183H123V184H119L118 183V186H122V187H119L118 189H116V190H113L112 189V187H110L109 186V184H106V187L105 188H108L109 189V187L112 189V190H110L109 189V191H106V194H105V192L103 193V195L105 196V199L107 200L108 198V200L110 201V202H112L113 203V206H111V207H107L106 209H104L100 214H99V217L100 218H98V219H96V220H90L85 226H84V228H83V231H78V233L77 234H75V236L73 237V238H70L69 240H67L65 243H63L62 244V247H63V249H65V248H68V247H71L72 245H74V244H76L80 239H82L83 237H85L84 239L85 240H83V242H81V243H83V244H85V246L86 247H88L89 248V244H90V239H91V237L93 236H91V235H89L90 233H91V231L90 230H92V229H94V228H101V226H104V225H107L111 220H113V223L115 222V223H121V226H119V225H111V226H109V227H111L112 228V232L115 234V227L119 230V228L123 231V233H129V235L130 236H128V237H131V235H133V237L136 235V236H138V237H141V238H147L146 240H148V242H149V239L151 240V238L153 239V240H151V242H156V241H154V239H157V238H160V241L157 243V244H161V242L162 241H170L171 243H174V241H177V239L176 238H178L179 236H178V229L176 228V230H173V228H172V226H169V227H166V228H163V233H157V232H155L154 233V231H160L161 229H159L158 230V226H161V225H170L172 222H173V220H172V218H173V214H178V216H183L184 214H187L188 212H190V215H191V210H188V209H185L184 207H187V206H183V205H181V208H175L176 210H171V208L172 209H174V207H178L177 206V204H179L178 202H180L182 199H184L183 198V196L182 195H180L179 194V192L181 191L180 189H179V186L181 185V184H179V185H172V186H174L175 187V189H170V190H168V189H165L166 191H164V188L165 187H162V186H164L163 185V183H162V186L161 187H158L159 188V190H158V188L157 187H155L156 185H155V183H154V181H156L155 180V178H154V175L153 174H145V175H142V177L138 180V181H136L137 179L136 178H133ZM167 179V178H166ZM196 179V178H195ZM203 179V178H202ZM182 180V179H181ZM180 180V181H181ZM185 180V179H184ZM183 180V181H184ZM190 180V179H189ZM192 180V179H191ZM217 180H218V182H217ZM121 181V180H120ZM163 181H165V180H163ZM179 181V182H180ZM186 181V180H185ZM184 181V182H185ZM237 181V184L240 182V181H238V179L236 180ZM251 181H253L254 182V180H251ZM259 181H261V180H259ZM170 182H171V180H170ZM182 182V181H181ZM180 182V183H181ZM187 182V181H186ZM92 183H93V180H92ZM114 183V182H113ZM150 183H152V184H150ZM192 183H194V182H192ZM219 183V184H218ZM232 183V182H231ZM235 184H236V182H234ZM260 183V182H259ZM166 184L167 183H165V186H166ZM168 184H169V182H168ZM173 184V183H172ZM187 184H188V182H187ZM243 185H244V183H242ZM242 184H240V185H236V187H238V188H235V191H232L231 193V195L230 194H228V193H222V194H224V197H223V201H220V200H218V201H220L222 204H224V203H226V206H225V212L226 211H228L227 209V207L230 205V204H232V205H235L236 206V208H231L232 210H234V209H238V208H240L239 209V211H237V210H235L236 212L234 213V212H226V214L228 215V216H225L226 218H223V214L225 213H223L222 214V216H221V218H223L224 220L222 221V224H220L218 227L220 228H222V227H225L224 229H226L228 226H232L231 224H237V223H235V222H237L236 220L237 219H239V220H241L240 219V217H243L242 215L244 214V212L245 213H247L245 210L246 209H249V207H251V206H249L248 207V205H249V203H251L250 205H252L253 203L254 204H256V199H253L251 202H248L247 200H244L243 198L244 197H240V196H242V195H240L241 194V189L243 188V185ZM264 184V183H263ZM262 184V185H263ZM105 185V184H104ZM110 185H111V183H110ZM114 185V184H113ZM153 185V186H152ZM184 185V184H183ZM188 185H190V183L188 184ZM204 185V186H203ZM259 185V184H258ZM151 186H152V188H151ZM185 186V185H184ZM183 186V188H185ZM235 186V185H234ZM245 186V185H244ZM248 186H249V184H248ZM248 186H247V188H248ZM252 186V185H251ZM115 187V186H114ZM182 187V186H181ZM180 187V188H181ZM187 187V186H186ZM195 187V186H194ZM196 187H198V184L196 185ZM250 187V186H249ZM104 188V189H105ZM157 188V189H156ZM168 188V187H167ZM170 188V187H169ZM173 188V187H172ZM216 188L217 189H220V190H217L216 191ZM222 188V187H221ZM228 188V187H227ZM226 188V189H227ZM253 188V190H254V186L252 187ZM10 189V188H9ZM62 189V188H61ZM182 189V188H181ZM192 189V188H191ZM191 189L189 190V192L191 191ZM194 189H196V188H193V190ZM229 189V188H228ZM248 189H251V188H248ZM247 189V190H248ZM263 189V191H264V187L262 188ZM119 190L121 191V192H119ZM177 190H179V191H177ZM223 190V189H222ZM242 190H244V189H242ZM63 197H62V199H61V202L59 201V203L58 202H56V204H57V210H58V213L61 215V213L63 214V212L65 213L66 211H68V205L66 204H64L65 202H68V194H67V191H66V188H65V190L63 189ZM98 191V190H97ZM114 193H113V192ZM157 191V192H156ZM198 192H199V190H197ZM209 191V192H210ZM216 191V192H215ZM255 192H256V190H254ZM60 192V191H59ZM119 193V194H116V193ZM156 192V193H155ZM182 192V191H181ZM186 193L188 192L187 190L185 191ZM208 192V191H207ZM227 192H228V190H227ZM246 192H248V191H246ZM245 192V193H246ZM259 192V191H258ZM75 192L73 191L71 194H70V196H69V198H73V194H74ZM81 193V192H80ZM85 193H86V191H85ZM183 193V192H182ZM206 193V192H205ZM244 193V192H243ZM244 193V194H245ZM250 193V192H249ZM60 194H62V192H60ZM87 194V193H86ZM188 194V193H187ZM199 194H201L202 195V192L201 193H199ZM255 194V193H254ZM258 195L257 196H259V194L260 193H257ZM139 195H141V194H139ZM216 195V196H215ZM240 195V196H239ZM251 195V194H250ZM249 195V196H250ZM262 195V194H261ZM164 196H166V197H164ZM176 196V198H174ZM193 196H194V194H193ZM203 196V195H202ZM202 196L200 197L198 194L197 195H195L192 199H184L185 200V203L186 204H190V203H195V200L198 198V197H200V198H202ZM247 197H248V194L246 195ZM9 197V196H8ZM135 197H137V196H135ZM162 197H164V200H165V202H166V206H168L169 208L168 209H170L169 211H173L172 212V214H159L158 216H151V214H149V216H136L135 218H133V219H130L131 217H129V216H126V215H128L129 213H134L135 211H142V210H149V209H151V210H155L156 208H159L160 207V205L159 204H154V203H149V204H146V205H144V204H142V203H148V202H151V201H154V200H156V199H160V198H162ZM188 197V196H187ZM204 197H206V195L204 194ZM131 198H134V196H131ZM208 198V197H207ZM261 198V197H260ZM260 198H258V201H260L261 199ZM2 199V198H1ZM4 199V198H3ZM7 199V198H6ZM126 199V198H125ZM130 199V198H129ZM203 199V198H202ZM260 199V200H259ZM3 201V200H2ZM75 201V200H74ZM73 200H72V205H71V208H70V210H69V212H68V219L66 218V222H68L69 221V219L71 218V217H73V215L74 214H76V212L78 213L79 211H81L82 209H85V211H87V214H86V216H93L94 214H93V211H92V209H93V205L91 206V208L90 207H88V206H86L85 208H82V209H79V207L77 206V205H79L78 203H77V205H75V202H74ZM183 201V200H182ZM189 201V203H187ZM191 201H193V202H191ZM207 201V202H208ZM225 201V202H224ZM250 201V200H249ZM263 201V200H262ZM14 202V204H16L15 203V201H13ZM80 202V201H79ZM115 202V203H114ZM204 202H205V200H204ZM243 202V203H242ZM83 203V202H82ZM177 203V204H176ZM206 203V202H205ZM204 203V204H205ZM234 203H236V204H234ZM4 204V203H3ZM9 204V203H8ZM11 205H12V203H10ZM31 204V202H29V201H24V202H21V203H19V205L17 206V207H23V206H25V207H27L28 205H30ZM175 204H176V206H175ZM180 204H183V203H180ZM185 204V205H186ZM220 204V203H219ZM242 204V205H241ZM10 205V206H11ZM203 205V204H202ZM207 205V204H206ZM211 204H209V206H210ZM228 205V206H227ZM241 205V206H240ZM4 206H7V205H3V207ZM80 206V205H79ZM172 206V207H171ZM183 206V207H182ZM208 206V207H209ZM212 206V205H211ZM211 206H210V208H208L210 211L212 210V208H211ZM216 206H217V204H216ZM224 206V205H223ZM222 206V207H223ZM238 206V207H237ZM256 209H255V214L254 215H256L257 213H259L260 211H262V210H264V204L262 205V204H256ZM46 207V206H45ZM45 207H41L40 205H36L35 207H31L30 209H25V210H22V211H19V213H20V215L21 216H23V218H22V220H20V221H25V220H28V221H30L31 219H33V218H29V216H31V215H34V216H36V214L37 215H41V213L43 212V214H42V218H44V214H46V211H47V209L45 208ZM63 207V208H62ZM70 207V206H69ZM78 207V208H77ZM213 207V206H212ZM231 207V206H230ZM234 207V206H233ZM246 208V209H243V208ZM253 207H255V205H253ZM6 208V207H5ZM10 208V207H9ZM9 208H7V209H9ZM34 208L36 209V210H34ZM45 209V210H42V209ZM81 208V207H80ZM14 209V208H13ZM31 209L33 210L32 212H31ZM39 209H41V211H39ZM63 210V212H62V210ZM208 209H206L207 211H208ZM218 209V208H217ZM224 209V208H223ZM230 209V208H229ZM251 209H253L252 207H251ZM17 211H13V210H11L12 212H18V210L19 209H16ZM50 211V210H49ZM213 212H214V217L213 218H216V219H214V220H218L217 221V223L218 222H220V217H216V215H217V211L219 212L220 210H212ZM223 211V210H222ZM6 212V211H5ZM7 212H10V211H7ZM41 212V213H40ZM193 212V211H192ZM212 212V213H213ZM257 212V213H256ZM220 213V212H219ZM219 213H218V215H219ZM243 213V214H242ZM12 214V213H11ZM15 214V213H14ZM123 214H125V216H122ZM221 214V213H220ZM249 214V213H248ZM13 215V214H12ZM239 215H240V217H239ZM245 215V214H244ZM64 216V215H63ZM177 216V215H176ZM175 216V217H176ZM193 216V215H192ZM260 216V215H259ZM258 216V217H259ZM38 217V216H37ZM239 217V218H238ZM248 217V216H247ZM36 218V217H35ZM41 218V217H40ZM79 218V217H78ZM162 218H165V220H161ZM191 218H193L194 219V217H191ZM189 219L191 222L190 223H192L193 221H192V219ZM212 217L210 216V219H211ZM64 219V218H63ZM63 219H62V221H63ZM186 219H188V217H186L185 219H181V221L182 220H184V222H187L186 221ZM58 220H60V219H58ZM127 220V221H126ZM177 221L179 220V219H176ZM238 220V221H239ZM244 220V219H243ZM19 221V222H20ZM32 221V220H31ZM104 222V223H99V222ZM123 221V222H122ZM125 221L126 222H128V223H133V221H134V225H137V226H142L141 228H139L138 230H133V229H130L129 227H128V225H125V226H123V224L125 223ZM151 221H155V222H151ZM165 221V222H164ZM176 221V222H177ZM209 221H211V220H209ZM247 221V220H246ZM58 222L59 221H57V224H58ZM105 222H108V223H105ZM179 222V221H178ZM177 222V223H178ZM241 222V221H240ZM240 222H238V224L240 223ZM258 222H260V221H258ZM21 223V222H20ZM25 223V222H24ZM64 223H65V221H64ZM177 223H176V225H177ZM196 222H193V225L192 226H190L188 229V232H189V236H186V237H184V239H186L187 237V242L189 243V244H187L188 246H186L185 247V249L187 248V249H189V250H192L191 248H189L190 247V243H191V245H199L200 243H201V238H200V236H201V234L202 233H205V232H207V234L209 235V234H212L211 233V230H209V229H212V224H208V222H203L202 221V223H201V225H200V227H199V231H196V224H195ZM215 223H216V221H215ZM63 224V223H62ZM247 224V223H246ZM245 224V225H246ZM26 225V224H25ZM34 225V224H33ZM33 225H31L30 227L28 226L27 228V230H26V232L25 233H23L22 234V236H26V235H31V234H28L30 231L32 232V228L34 229V228H36V227H34ZM173 225V224H172ZM240 226H242L241 225V223L239 224ZM244 225V224H243ZM244 225V226H245ZM55 226V225H54ZM237 226V225H236ZM235 226V227H236ZM255 226H257L256 224H255ZM255 226H253V224H251V225H249V227H247V226H245V227H247V228H249L250 230H251V228L252 227H255ZM20 227H24V225L23 224H20ZM109 227L107 226L106 227V230H108L109 229ZM152 227H156L157 229H153ZM232 228V230H233V232L236 230V228ZM258 227V226H257ZM55 228H56V226H55ZM58 228H60V226L58 227ZM58 228H56L55 230H57ZM184 228V227H183ZM218 228V229H219ZM237 228H239L238 226H237ZM2 229H3V232L6 234V230H8V229H10L9 228V226H8V224L5 222L4 224H3V227H2ZM200 229H201V232H200ZM229 229V228H228ZM235 229V230H234ZM253 229V228H252ZM52 230V229H51ZM170 230H172V231H170ZM183 230V229H182ZM185 230V229H184ZM216 230V229H215ZM220 230H222V229H220ZM230 231H231V229H229ZM237 230H239V229H237ZM237 230L234 232V234L237 232ZM248 230V229H247ZM90 231V232H89ZM103 231V230H102ZM127 231V232H126ZM218 231V230H217ZM226 231V230H225ZM228 231V230H227ZM34 232H35V229H34ZM184 232V231H183ZM213 232H214V230H213ZM222 232V231H221ZM229 232V231H228ZM232 232V233H233ZM244 231H242L241 233H243ZM256 232V231H255ZM39 233V232H38ZM49 233V232H48ZM94 233V232H93ZM102 234H103V232H101ZM184 233H187V229H186V231L184 232ZM197 233V234H196ZM222 233H224V232H222ZM5 234H2V236H3V238H5ZM36 234H37V231H36ZM234 234H232V235H234ZM238 235H240V233L238 232L237 233ZM244 234V233H243ZM34 235V234H33ZM88 236V237H90V239H88L87 240V242L86 243H84V241H86V239L88 238V237H86V236ZM208 235H206V238H207V236ZM224 235V238H226L227 240H229V239H231V238H227V235H229L228 233H227V235L226 234H223ZM226 235V236H225ZM251 235V234H250ZM178 236V237H177ZM205 236V235H204ZM220 238H221V236H220V234L218 235ZM230 237H232V239L231 240H229L230 242L232 241V243L234 242L235 243V241L233 240V238H234V236H237L236 234L234 235V236H231V235H229ZM241 236H242V234H241ZM40 237H43V235H41ZM72 237V236H71ZM126 237V236H125ZM138 237H137V239H138ZM163 237V238H162ZM203 237V236H202ZM210 237V236H209ZM214 237V236H213ZM250 237V236H249ZM2 238V237H1ZM135 238V237H134ZM205 237H203L202 239H204ZM242 238V237H241ZM253 238V237H252ZM258 238V237H257ZM23 239H26V238H23V237H19V241H17V242H20V241H23ZM180 239L182 240L183 239V237H180ZM180 239L178 240V242L180 241ZM214 239H216V238H214ZM222 239V238H221ZM239 239V238H238ZM133 240H135V239H133ZM139 241V243L141 244L142 243V241H144V240H142V239H138ZM205 240V239H204ZM204 240H202V241H204ZM217 240V239H216ZM220 240V239H219ZM237 240V239H236ZM240 240V239H239ZM261 240V239H260ZM93 241L95 242V243H100L101 242V240H100V238L98 237V236H94L93 237ZM125 241V240H124ZM136 241V240H135ZM141 241V242H140ZM206 241V240H205ZM210 241H211V238H210ZM210 241H208V242H210ZM218 241V240H217ZM222 241H226V240H223L222 239ZM240 241H243V240H240ZM120 242H121V240H120ZM169 242V243H170ZM184 242H185V240H184ZM212 242V241H211ZM230 242H227L226 244H227V247H226V245H224V243L222 244V246L223 247H225L226 249L225 250H227V248L228 247H231L232 246V244L230 243ZM260 242H262V241H260ZM79 243H80V241H79ZM128 243V242H127ZM134 243V242H133ZM136 243V242H135ZM186 243V242H185ZM214 242H212V244H209L210 246V248H213L214 247V250H217V249H215V247H217L218 245H217V243H214ZM218 243H219V241H218ZM237 243V242H236ZM256 243V242H255ZM144 243H142V245H143ZM156 244V243H155ZM180 244V243H179ZM182 244H183V242H182ZM221 244L219 243V246H218V248H220V249H223V247L221 246ZM231 244V245H230ZM254 244V243H253ZM252 244V245H253ZM154 244H149V247L148 246H142V248L144 247V250L145 251H147V253H149V252H151V250L155 247V246H153ZM158 245V246H159ZM186 245V244H185ZM202 245V244H201ZM247 245V244H246ZM136 246H137V244H136ZM234 246V245H233ZM233 246L231 247V248H233ZM255 246V245H254ZM18 247H19V244L14 248V250L12 251V252H14V251H17V249H18ZM62 247H60L61 249H62ZM75 247H77V246H75ZM151 247V248H150ZM205 247H206V245H205ZM204 247V248H205ZM208 247V246H207ZM236 247H238V245H236ZM252 247V246H251ZM54 248V247H53ZM59 248V249H60ZM136 248V247H135ZM138 248H140L141 249V247L139 246V244H138ZM138 248H136V249H138ZM199 248V247H198ZM230 248V249H231ZM57 249V248H56ZM82 249H84V248H82ZM155 249V248H154ZM184 249V250H185ZM186 249V250H187ZM195 249H197L196 247L193 249V251L191 252V253H193L194 254V251H195ZM208 249V248H207ZM233 249H235V248H233ZM232 249V250H233ZM250 249V248H249ZM54 250V249H53ZM144 250H143V253H145L144 252ZM182 250H183V248H182ZM205 250V249H204ZM209 250V249H208ZM211 251H209V252H212V253H210V256H212V257H214L213 255V251H212V249H210ZM224 249H223V251H225ZM231 250V251H232ZM237 250V249H236ZM70 251V250H69ZM76 251V250H75ZM116 251V250H115ZM130 251V250H129ZM137 251H139V250H137ZM248 251V250H247ZM11 252V254L10 255H12L13 253ZM53 252H55V251H53ZM57 252V251H56ZM73 252H74V250H73ZM76 252H78V251H76ZM133 252V251H132ZM141 252H142V250H141ZM190 252V251H189ZM203 252H205V251H203ZM218 252V251H217ZM227 252V251H226ZM72 253V252H71ZM79 253V252H78ZM111 253V252H110ZM129 253V252H128ZM174 253V254H173ZM172 253V257L175 255L176 256V252H173ZM53 254V253H52ZM130 254H132V253H130ZM136 254V253H135ZM151 254V253H150ZM205 254H206V252H205ZM213 254V255H212ZM23 255V254H22ZM78 255V254H77ZM197 255H199V254H197ZM208 255H209V253H208ZM223 255V254H222ZM229 255V254H228ZM249 255V254H248ZM258 255L260 256V258L261 257H263V255H264V250L262 249V248H258V250H254V251H251V253H250V256H257L255 259H257V261H260V260H258ZM13 256V255H12ZM15 256V255H14ZM68 256V255H67ZM72 256V255H71ZM128 256H129V254H128ZM191 256V255H190ZM204 256V255H203ZM239 256V255H238ZM8 257H9V255H8ZM21 257V256H20ZM25 257V256H24ZM132 257V256H131ZM189 257V256H188ZM193 257V256H192ZM197 257V256H196ZM210 258V259H212L213 260V258ZM240 257V256H239ZM245 257V256H244ZM63 258V257H62ZM71 258H73V257H71ZM87 258V255H85V253L82 251L81 252V250H80V254H79V256L78 257H76V260H73V261H70V264H76V263H78L79 262V260H80V262L83 260V262H85V263H83V264H88V263H90L89 261H88V263L84 260V259H86ZM190 258V257H189ZM195 258V257H194ZM193 258V259H194ZM199 258H200V256H199ZM214 258H216V257H214ZM264 258V257H263ZM12 259H15V258H13L12 257ZM11 259V260H12ZM35 259V258H34ZM128 259V258H127ZM126 259V260H127ZM132 259V258H131ZM183 259H185V257L183 258ZM182 259V260H183ZM191 259V258H190ZM196 259V258H195ZM209 259V258H208ZM207 259V260H208ZM209 259V260H210ZM240 259H243V257L241 258L240 257ZM253 259V258H252ZM8 260V259H7ZM125 260V261H126ZM185 260H187V259H185ZM184 260V261H185ZM201 260V259H200ZM215 260V259H214ZM56 261V260H55ZM124 261V260H123ZM122 261V259L119 257V256H116V257H113L112 259L111 258H107L105 261H99V260H95L94 262H93V264H125L124 262ZM128 261V260H127ZM132 261V260H131ZM180 262H181V259L179 260ZM178 261V262H179ZM189 261V260H188ZM7 262V261H6ZM34 262V261H33ZM112 262V263H111ZM187 262V261H186ZM196 262V261H195ZM0 263L1 264H13V263H5L4 261L3 262H1L0 261ZM57 263V262H56ZM59 263V262H58ZM149 263V262H148ZM188 263V262H187ZM208 263V262H207ZM260 264H262L261 262H259ZM19 264H21V263H19ZM62 264H68L67 262H62ZM129 264H133V261L132 262H130ZM135 264H137V262L135 263ZM217 264V263H216Z\"/></svg>",
    "mask_w": 264,
    "mask_h": 264
}]
</instances>
